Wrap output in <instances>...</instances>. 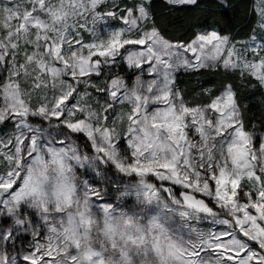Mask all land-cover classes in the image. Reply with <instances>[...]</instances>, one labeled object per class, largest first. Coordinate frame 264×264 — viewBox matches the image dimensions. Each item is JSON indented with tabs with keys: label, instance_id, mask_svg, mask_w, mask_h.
<instances>
[{
	"label": "snow or ice",
	"instance_id": "6c2138e0",
	"mask_svg": "<svg viewBox=\"0 0 264 264\" xmlns=\"http://www.w3.org/2000/svg\"><path fill=\"white\" fill-rule=\"evenodd\" d=\"M254 12L246 40L211 30L180 42L158 29L152 0H0V125H12L0 136V217L11 220L0 226V264H104L109 249L82 252L80 240L94 218L107 225L128 213L147 226L127 238L119 264H264V133L257 146L233 83L194 106L176 85L180 72L221 69L264 89V0ZM110 20L121 26L101 35L98 25ZM121 62L138 73L131 83L114 73ZM46 163L58 169L51 200V181L39 171ZM100 165L136 178L117 198L134 195L138 211L118 212L106 200L100 185L120 182ZM78 169L92 170L96 182L78 179ZM22 234L30 240L19 249Z\"/></svg>",
	"mask_w": 264,
	"mask_h": 264
},
{
	"label": "trees",
	"instance_id": "16d2710c",
	"mask_svg": "<svg viewBox=\"0 0 264 264\" xmlns=\"http://www.w3.org/2000/svg\"><path fill=\"white\" fill-rule=\"evenodd\" d=\"M125 1L129 4L135 2ZM254 3L255 0H198L197 5L173 7L168 5L166 0H152L153 20L162 34L173 41H188L200 28L208 27H215L220 33L229 34L235 39L244 38L256 27L258 17L254 12ZM226 83L239 87L247 130L256 135L263 133L264 89L248 86L238 74L225 73L221 69H202L196 73L180 72L176 80L177 87L191 103L208 102L210 94L217 95ZM206 89H209V92ZM72 135L86 150H92L82 134ZM107 166L122 176L114 167ZM175 191L179 196L182 189L176 187ZM28 238V234H22L24 245L28 243Z\"/></svg>",
	"mask_w": 264,
	"mask_h": 264
},
{
	"label": "rangeland",
	"instance_id": "374dc122",
	"mask_svg": "<svg viewBox=\"0 0 264 264\" xmlns=\"http://www.w3.org/2000/svg\"><path fill=\"white\" fill-rule=\"evenodd\" d=\"M119 2L121 3V7H127V6H131L132 5V4H129L125 0H119ZM109 25L112 26V27H119V26H121L118 21H111V20L108 21V24L107 25L106 24H100V25H98V29H99V32H100L101 35H103L105 33V29ZM211 30H216L218 33H220L215 27L200 28L197 33L204 32V31H211ZM220 34H222V33H220ZM83 35H84L85 42H88L91 39L89 33L85 32V33H83ZM222 35H228L229 37L233 38L229 34H222ZM247 38L248 37L238 38V39L233 38V39L235 41H242V40H246ZM180 42H183V41H180ZM114 73L123 76L125 78V80L127 82H129V83H131L133 81V79H134V76L138 74V73L133 72L132 70L128 69L123 62H121L120 65L114 69ZM3 76H4V73H0V78H2ZM143 78L144 79H149L150 77H148L147 75H145ZM89 90L91 91V89H89ZM206 90L209 92V89H206ZM220 92L217 95H219ZM186 101H187V99H186ZM187 102L190 105H193V106L196 105V104H198V103H191L189 101H187ZM208 102H206V103H208ZM30 122L33 123V124L42 125L43 128L45 129V133L46 134L49 133V132H51L53 136L56 135V130L55 129H52V128H49L48 123L45 122V121L40 120V118L30 117ZM11 130H12V125L9 124L8 122H5L4 125H0V136H5L6 137V135ZM65 131H67V130L65 129ZM260 135L261 134H259V135H256L255 134L257 146L259 144V137H260ZM48 138L51 139V136H49ZM73 138L76 139L77 142L80 144V141L75 136H73ZM120 146H121V148H124L125 147L124 140H121L120 141ZM81 149H82L83 152H87L90 155L93 154V152H94L93 149L91 151L86 150L82 145H81ZM100 171L103 173V175L105 177H108L111 180H118L120 182L119 185H116V184H113V183H110V182H105L102 185H100L102 188H107L108 194H107L106 200L107 201H110V202H113V203H115L117 205H119V207L117 209L118 212L119 211L129 212L132 209H135V210L138 211L139 208L137 207V200H136V198H135L134 195H129V196H126V197H121L119 199L117 198V189H118V187H122L124 184L129 183L131 181H134L136 178L135 177H127V176H124L123 174H122V176L121 175H118V174L114 173L112 171V169L110 167H108L107 165H100ZM77 177L80 180L88 179L90 182H96V180H97V177H96L95 173L92 170H90V169H87V170L86 169H78L77 170ZM150 179H152V178L150 177ZM177 188H179V187L177 186ZM197 196H198V198H202V194H197ZM26 214H28L30 216V218L33 219V223L34 224H39L38 217L32 215L30 212L29 213H26ZM5 222H7V224H9V225L11 224V220L9 218H7V217H0V226L5 225ZM198 226H205L206 227V225L203 224V223H201ZM29 240H30V236L28 238V242H29ZM27 245H28V243L26 245H24V243L22 242V235H20L18 237L17 241H16L17 248L24 249V248L27 247ZM13 251H15V249H13Z\"/></svg>",
	"mask_w": 264,
	"mask_h": 264
},
{
	"label": "clouds",
	"instance_id": "9594fccd",
	"mask_svg": "<svg viewBox=\"0 0 264 264\" xmlns=\"http://www.w3.org/2000/svg\"><path fill=\"white\" fill-rule=\"evenodd\" d=\"M39 171L45 172L49 177L51 183L45 184L44 189L49 193L48 199H54L52 192L55 190V179L58 176V169L51 163H46V165H41ZM56 174V176H54ZM75 176H69V182L73 183L75 181ZM137 226L146 227V222L140 218L133 216L128 213L127 216H120L117 214L107 225L101 219H93V223L90 226V234L87 239L80 240V250L86 251L87 249H92V251H100V247H107L109 253L105 254L104 264H119V255L121 251H128L131 248V242L128 241L129 236L136 235L135 228ZM89 228L88 225L84 226ZM99 233V235H97ZM105 233L109 234V238H105ZM116 243V252L112 253L111 243L112 241ZM99 245L100 247H97ZM139 264H161L159 257L155 259L141 260Z\"/></svg>",
	"mask_w": 264,
	"mask_h": 264
}]
</instances>
